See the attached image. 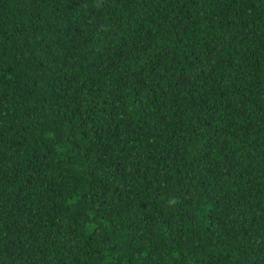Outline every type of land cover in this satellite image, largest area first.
<instances>
[{"label":"trees","instance_id":"1","mask_svg":"<svg viewBox=\"0 0 264 264\" xmlns=\"http://www.w3.org/2000/svg\"><path fill=\"white\" fill-rule=\"evenodd\" d=\"M0 264H264V0H0Z\"/></svg>","mask_w":264,"mask_h":264}]
</instances>
